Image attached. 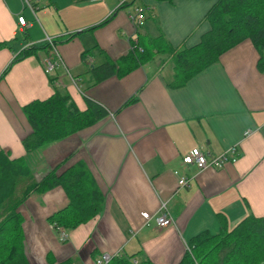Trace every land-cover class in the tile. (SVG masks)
Wrapping results in <instances>:
<instances>
[{
    "label": "crops",
    "instance_id": "1",
    "mask_svg": "<svg viewBox=\"0 0 264 264\" xmlns=\"http://www.w3.org/2000/svg\"><path fill=\"white\" fill-rule=\"evenodd\" d=\"M217 1H137L150 9L139 35L142 40L160 38L174 49L197 46L211 29L206 17ZM128 8L121 9L119 0H30V6L25 0H0V44H8L0 49V152L11 160L25 158L38 180L56 167L58 173L77 168L104 199L102 212L68 230L63 242L48 218L66 208L67 194L61 187L32 194L19 209L32 264L69 259L95 264L105 253L179 264L189 241L204 231L218 233L222 220L231 229L249 215L264 219L260 53L245 41L181 88L169 85L174 66L168 69L172 61L166 54L130 74L91 85L93 67L133 49L135 26ZM30 47H35L33 53L1 79ZM52 52L62 64L47 73L45 62ZM56 89L67 92L81 111L89 99L109 116L27 153L23 139L32 128L23 108L48 99ZM133 98L137 101L127 104ZM232 147L238 155L222 169L200 171L182 162L196 148L218 155ZM181 177L187 186L180 187ZM162 212L171 216L172 226H157L155 218ZM143 213L152 219L146 221Z\"/></svg>",
    "mask_w": 264,
    "mask_h": 264
},
{
    "label": "trees",
    "instance_id": "2",
    "mask_svg": "<svg viewBox=\"0 0 264 264\" xmlns=\"http://www.w3.org/2000/svg\"><path fill=\"white\" fill-rule=\"evenodd\" d=\"M137 1L121 6V9L133 6ZM206 19L211 29L192 48L174 49L164 46L160 38L146 42L139 35L138 45L126 56L117 61L107 59L91 69V85L116 75L130 74L151 63L157 54H166L174 66V77L169 85L181 88L216 64L224 53L245 41H250L260 53L258 68L264 71V0H218ZM5 47L8 44H0V49ZM34 48L30 47L17 57L1 79L12 65L31 55ZM89 52H85L82 58L85 59ZM136 101L133 98L127 104ZM86 102L87 110L81 111L67 92L56 89L48 99L35 100L24 106L23 112L32 128L23 139L26 152L44 149L109 116L108 111L98 103L89 99ZM58 170L56 167L38 180L35 170L25 158L11 160L6 153L0 152V264H32L25 246L24 218L19 211L32 194L43 195L57 187L63 188L69 203L48 218L49 224L58 233L76 229L102 212L103 197L91 187L79 169L70 168L62 173ZM221 222L218 233L204 231L194 236L179 264H264L263 218L249 215L231 229L225 221ZM136 256L116 255L110 264H152L149 260L136 261ZM50 264L75 263L69 259Z\"/></svg>",
    "mask_w": 264,
    "mask_h": 264
},
{
    "label": "built area",
    "instance_id": "3",
    "mask_svg": "<svg viewBox=\"0 0 264 264\" xmlns=\"http://www.w3.org/2000/svg\"><path fill=\"white\" fill-rule=\"evenodd\" d=\"M26 3L30 6L29 0H25ZM92 2H100L102 0H91ZM135 2L137 0H119V6L127 5L131 2ZM148 7L145 5L140 4L139 6L135 7L134 12H132L129 16L130 21L135 26L134 34L131 36V41H133L134 46L138 45V38H139V30L145 25L147 14H148ZM19 24L21 26H26V21L23 17L18 18ZM48 43L50 47L53 48L55 51V45L53 39L48 38ZM55 54V55H54ZM60 64H62L61 58L57 55L56 52H52L51 55H48L46 62H45V71L47 73H50L55 70L56 67H58ZM248 134V133H247ZM237 147H232L228 151L221 153L219 155H212L210 153L203 152L201 149L196 148L191 150L189 153L184 155L182 158V162L184 165H193L196 166L200 171H204L209 168L214 169H222L231 159L235 158L237 156ZM180 187H185L188 185V180L185 177H181L179 180ZM163 210L166 211V204H163L162 206ZM142 217L146 221H150L152 217L149 215V213H143ZM155 222L159 228H166L170 227L174 224V221L172 220L171 216L167 212H162L161 215L157 216L155 218ZM60 240L65 242L68 239L67 232L61 231L59 233ZM113 256L105 253L99 256L95 260V264H110Z\"/></svg>",
    "mask_w": 264,
    "mask_h": 264
},
{
    "label": "rangeland",
    "instance_id": "4",
    "mask_svg": "<svg viewBox=\"0 0 264 264\" xmlns=\"http://www.w3.org/2000/svg\"><path fill=\"white\" fill-rule=\"evenodd\" d=\"M134 6H135V7L139 6V3H136ZM131 7H132V8H131ZM135 7L130 6L129 8H131V9L129 10V8H128L127 10H128L130 13H131V12H134ZM144 40H145L146 42L149 41L148 38H144ZM161 58H162V57H161ZM165 59H167V57H166ZM156 61H158V59H157ZM172 65H173V63H170L169 66H168V67H169L168 69L172 68V67H173Z\"/></svg>",
    "mask_w": 264,
    "mask_h": 264
}]
</instances>
